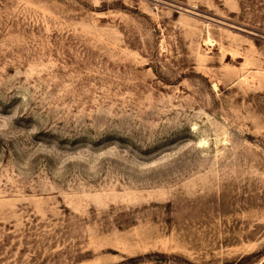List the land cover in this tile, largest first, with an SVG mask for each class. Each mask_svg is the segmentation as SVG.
Segmentation results:
<instances>
[{"label": "rangeland", "instance_id": "rangeland-1", "mask_svg": "<svg viewBox=\"0 0 264 264\" xmlns=\"http://www.w3.org/2000/svg\"><path fill=\"white\" fill-rule=\"evenodd\" d=\"M0 264H264V0H0Z\"/></svg>", "mask_w": 264, "mask_h": 264}]
</instances>
